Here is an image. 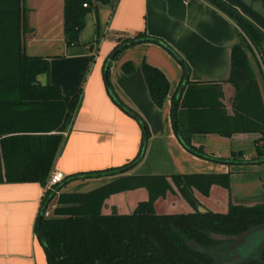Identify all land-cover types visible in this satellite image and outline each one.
<instances>
[{
    "label": "trees",
    "instance_id": "obj_1",
    "mask_svg": "<svg viewBox=\"0 0 264 264\" xmlns=\"http://www.w3.org/2000/svg\"><path fill=\"white\" fill-rule=\"evenodd\" d=\"M237 25L245 46L230 52V71L224 83L192 82L189 78L179 95L171 97V121L179 144L191 155L210 162L232 165L242 154L229 158L209 155L191 143L194 134H215L229 138L234 134H258L254 141L257 160L264 162V105L257 81L259 62L264 57V33L221 0H205ZM83 3H87L84 8ZM111 0H63V31L67 46L79 44L85 15L98 4ZM264 8V0H262ZM24 0H0V182H39L43 187L62 148L79 107L81 90L64 96L56 85H42L37 77L49 71L48 59L25 54V36L29 31ZM139 43L161 45L144 33L118 44L103 64V78L109 97L120 109L137 121L142 130L140 149L128 164L118 168L65 177L46 191L35 232L48 264H218L211 250L226 241L241 239L264 226V202L254 206L229 203L225 213L200 212L192 190L208 196L212 186L229 190L230 173L172 176L171 181L193 207L191 213L158 215L154 203L172 188L163 176H122L85 194H59L58 206L50 218L43 217L48 202L69 181L117 176L135 166L144 156L149 136L147 125L124 106L113 93L109 67L125 48ZM127 74L131 65L123 66ZM141 72L151 100L160 108L169 94V84L157 68L143 62ZM234 91L231 112L223 100V85ZM174 113V116H173ZM144 188L148 199L138 203L130 214L103 215L101 208L111 195ZM264 194V186H263ZM40 223V224H39ZM40 225V237L38 235ZM255 241L236 264H264V241Z\"/></svg>",
    "mask_w": 264,
    "mask_h": 264
},
{
    "label": "crops",
    "instance_id": "obj_2",
    "mask_svg": "<svg viewBox=\"0 0 264 264\" xmlns=\"http://www.w3.org/2000/svg\"><path fill=\"white\" fill-rule=\"evenodd\" d=\"M221 1L264 33L262 0ZM24 8L30 31L25 36V54L49 61L48 73L37 80L58 86L68 97L81 90L79 107L51 169L65 177L121 167L140 149L141 128L115 105L105 87L103 64L114 47L144 33L172 51L155 43H139L123 49L110 63L113 93L148 127L141 161L117 176L71 180L59 194L89 193L122 176H163L170 182L178 175L230 173L229 190L212 186L208 196L193 190L198 211L213 212L217 197L223 199L226 211L229 203L254 206L264 202V162H253L258 134L191 137V143L209 155L242 154L241 162L225 165L191 155L179 144L172 127L171 97L181 82L183 66L192 82L224 83L231 48L245 46L239 28L227 15L205 0H111L85 15L79 44L67 46L63 0H24ZM143 62L161 71L168 81L169 94L160 108L149 95L141 72ZM126 64L133 69L129 74L123 71ZM259 65L257 81L264 105V57ZM233 94V88L224 84L222 102L229 112ZM45 187L39 182H0V264H48L35 232ZM147 199L144 188L114 194L104 201L101 213L130 214Z\"/></svg>",
    "mask_w": 264,
    "mask_h": 264
},
{
    "label": "rangeland",
    "instance_id": "obj_3",
    "mask_svg": "<svg viewBox=\"0 0 264 264\" xmlns=\"http://www.w3.org/2000/svg\"><path fill=\"white\" fill-rule=\"evenodd\" d=\"M224 97V96H223ZM225 98V97H224ZM223 98V100H224ZM225 105V104H224ZM227 106L225 105V108ZM229 110V109H227ZM64 137V136H63ZM211 153V152H210ZM213 157L217 156L215 153H213ZM222 158V157H220ZM168 181V180H167ZM46 182V181H45ZM169 182V181H168ZM172 191L167 192L166 196L164 198H160L156 200L154 203V210L158 215H168V214H179V213H191L194 211L193 207L186 201V199L181 195V192L174 186L172 181L169 182ZM46 185V183H45ZM54 189L49 190V192L54 194ZM55 197L53 198V201L57 203V200L59 198V193L55 192ZM192 194H194V191L192 190ZM195 196V195H194ZM196 198H198L196 196ZM217 201H213V209H211L213 212L216 213H225L226 209L223 208L224 201L222 198H216ZM174 203V205H173ZM209 204V203H208ZM58 206V204H56ZM253 237H256L257 241L260 242L264 241V226L256 229L252 232ZM245 237V236H243ZM235 239V240H229L226 238H218L220 241H226L225 243L221 244L218 248L211 250V254L215 257L216 263L218 264H236L241 261H243L246 257L239 253L237 250V247L243 243L242 239Z\"/></svg>",
    "mask_w": 264,
    "mask_h": 264
},
{
    "label": "built area",
    "instance_id": "obj_4",
    "mask_svg": "<svg viewBox=\"0 0 264 264\" xmlns=\"http://www.w3.org/2000/svg\"><path fill=\"white\" fill-rule=\"evenodd\" d=\"M84 8H87V3H83L82 5ZM66 135V134H64ZM65 176L59 172V171H53L49 173V176L46 181V187H45V193L46 191L54 189L55 186L61 184V182L64 180ZM56 205L53 202V199H51L48 204L45 207V210L43 211V217L50 218L53 216V211L55 209Z\"/></svg>",
    "mask_w": 264,
    "mask_h": 264
},
{
    "label": "water",
    "instance_id": "obj_5",
    "mask_svg": "<svg viewBox=\"0 0 264 264\" xmlns=\"http://www.w3.org/2000/svg\"><path fill=\"white\" fill-rule=\"evenodd\" d=\"M189 78V72H188V70L186 69L185 70V77H184V81H183V83L181 84V86H180V89H179V92L177 93V95H179L180 94V92H181V90H182V88H183V86H184V83L186 82V80ZM234 95V94H233ZM233 99V98H232ZM173 116H174V113H173ZM200 212H205V210H203V209H201V210H199ZM40 224V223H39ZM38 235H39V237H40V225H38ZM257 238L256 237H253V234L251 233V234H249V235H247V236H245V237H243V239H242V241H243V243H241L238 247H237V250H238V252L239 253H242L244 256H245V254L247 253V251L249 250V248L251 247V245H252V243L253 242H255V241H257L256 240ZM261 241V240H260ZM257 243H259V241L257 242Z\"/></svg>",
    "mask_w": 264,
    "mask_h": 264
}]
</instances>
